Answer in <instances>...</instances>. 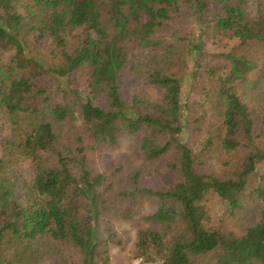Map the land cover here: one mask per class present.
<instances>
[{"label":"trees","instance_id":"trees-1","mask_svg":"<svg viewBox=\"0 0 264 264\" xmlns=\"http://www.w3.org/2000/svg\"><path fill=\"white\" fill-rule=\"evenodd\" d=\"M184 4L0 0V116L11 128L0 159V264H43L46 251L58 256L56 264H111L115 223L137 219L148 225L134 248L146 262L264 264V174L244 201L264 148L255 144L256 123L240 89L264 81V10L251 17L230 0ZM183 14L196 19L197 36L182 27L165 31ZM46 36L56 44L50 53L39 47ZM212 40L225 50L210 53ZM190 59L204 82L197 81L205 101L196 110L183 103ZM81 72L88 95L52 92L57 80ZM260 123L264 129V115ZM186 134L201 140L200 151L184 142ZM129 138L139 139L146 161L173 172L169 188H151V172L118 167L111 182L94 169L90 154ZM242 153L235 165L232 156ZM214 156L240 168L225 179L208 177ZM21 162L34 168L24 203L3 177ZM211 195L232 216L253 203L259 222L241 233L210 228Z\"/></svg>","mask_w":264,"mask_h":264},{"label":"rangeland","instance_id":"rangeland-1","mask_svg":"<svg viewBox=\"0 0 264 264\" xmlns=\"http://www.w3.org/2000/svg\"><path fill=\"white\" fill-rule=\"evenodd\" d=\"M29 0H22V4L28 3ZM184 7L186 5L184 2L186 0H181ZM234 4H240L241 7L247 12L251 17H255L258 12L264 10V0H230ZM188 7V6H187ZM192 17L189 19L183 14L180 19L175 23L169 24L165 31L173 32L176 28L188 29V32L194 36L198 35V25L195 23L196 19ZM171 32V33H172ZM76 34L73 33L68 41L70 44L75 42ZM39 47L45 52H52L56 49V44L54 40L49 37H43L39 39ZM225 44L219 42V40H212L208 42L207 49L210 53H219L225 50ZM154 64L148 65V68ZM153 67V66H152ZM148 68H146L148 70ZM187 72L183 75V103H188L187 107L195 106V110L198 108L196 105L204 103L205 92L201 90V86L198 84V80L193 76V63L190 59V63L187 66ZM174 71L178 72L179 69L173 68ZM204 83V82H203ZM77 89L80 92L88 95V77L85 72L77 73L73 78L69 80H57L55 82V87L52 90L54 93H61L64 90ZM244 92L243 100L249 107L252 118L256 123V138L255 144L260 149L264 148V129L260 123L264 115V81L257 87L250 86L247 89L243 87L240 88ZM154 95L158 93L152 92ZM159 99V97H158ZM212 106V105H211ZM210 107V106H209ZM195 112H192L189 108V117L194 116ZM11 136V128L8 121L4 115L0 116V159L3 157V146L5 142ZM184 142L193 151H200L201 140L199 138H192L189 134L184 137ZM89 159L94 166V169L101 174L108 176L111 182L118 181L116 178V170L118 167H124L126 170H143L148 173H152L153 178L149 181V186L156 190H163L169 188L173 181V172L168 169H164L163 165L148 162L144 159L143 155L139 150V139H123L118 147L108 149L102 153H92L89 155ZM233 163L239 165L244 159V153L232 156ZM223 157H213L207 162L206 169L204 170L205 175L212 178H222L225 179L230 175V172L238 171L240 167H225ZM258 174L256 176H251L248 181L247 197L244 201H251L249 198V193L253 191L258 184V180L264 174V162L257 164ZM7 174H3L4 178H8L10 182L15 185L16 193L19 200L24 203L27 200V194L29 187L32 182V177L34 175V168L29 162H21L13 165L6 169ZM5 173V172H4ZM122 182V181H121ZM120 182V183H121ZM122 186V185H121ZM140 206L145 210V212H150V206L147 199L140 198ZM250 208L242 212H234L232 216L229 213L228 204L220 200L216 195H211L209 200L205 203L206 209L211 215L210 228L214 230H227L232 229L234 232L241 233L245 227L256 224L260 220V215L255 210L253 203L249 202ZM249 209V210H248ZM231 215V216H230ZM239 221V222H238ZM238 222V223H237ZM148 228L142 220L137 219L133 222H117L114 225L116 238L109 244L111 264H133L138 258L135 255V244L137 241V236L140 230ZM44 255L43 264H56L58 261V256L52 251H46ZM159 264V263H155Z\"/></svg>","mask_w":264,"mask_h":264},{"label":"built area","instance_id":"built-area-1","mask_svg":"<svg viewBox=\"0 0 264 264\" xmlns=\"http://www.w3.org/2000/svg\"><path fill=\"white\" fill-rule=\"evenodd\" d=\"M133 264H155L144 261L143 259H137Z\"/></svg>","mask_w":264,"mask_h":264}]
</instances>
